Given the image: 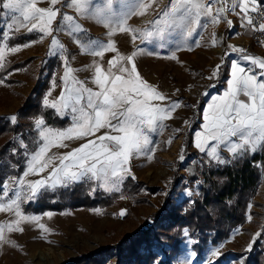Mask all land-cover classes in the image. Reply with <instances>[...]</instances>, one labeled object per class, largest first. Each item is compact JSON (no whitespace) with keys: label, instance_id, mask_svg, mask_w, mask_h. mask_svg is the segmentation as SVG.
I'll use <instances>...</instances> for the list:
<instances>
[{"label":"snow or ice","instance_id":"obj_1","mask_svg":"<svg viewBox=\"0 0 264 264\" xmlns=\"http://www.w3.org/2000/svg\"><path fill=\"white\" fill-rule=\"evenodd\" d=\"M39 3L48 6L39 7ZM258 4L259 0H167L161 7L160 0H0L3 10L0 18L9 16L5 21L6 30L0 34V67L5 66L6 53L19 50L10 46L13 31L26 29L29 33H40V39L51 37L48 54L62 61V89L54 100L46 93L42 106L60 116L71 115L72 119L71 125L63 129L48 126L42 117L34 120L38 139L34 141V150L26 154L23 174L6 178L0 184V212L13 211L17 217L0 223V242L19 247L6 232H20L22 222L39 221V217L24 214L21 204L36 200L46 190L88 180L97 182L98 188L106 192L119 191L126 176L132 175L130 160L135 156L153 158L156 148L149 147L154 145L150 134L163 129L164 122L181 107L179 101H172L138 72L135 58L143 54V49L137 47L130 55H121L111 39L101 41L88 36L77 17L102 25L109 30L107 37L117 32L130 33L133 41L139 38L141 43L156 42V46L163 47V42L173 33L187 39L199 28L215 26L222 20L232 27L233 20L227 18L228 13L238 16L242 27L264 32V17L257 26V17L252 15L258 12ZM63 7L74 11L76 16L63 12ZM150 10L155 16L150 21V30L135 29L128 24L133 16H144ZM61 31L75 37L81 54L101 59L106 52L117 54L107 61L106 70L96 61L84 69H74L64 45L53 35ZM212 42L216 43L214 33ZM195 43L199 46L198 41ZM228 48L239 55V60L231 62L227 89L222 95L212 97L203 111L201 130L194 137V147L218 164L231 163L257 150L264 151V59L248 54L243 47L228 45ZM88 69H93L89 82L95 90L75 75ZM219 70L220 65H216L208 78L217 77ZM6 119L16 124L19 117L13 114ZM172 139L166 143L171 144ZM68 140L85 142L66 153L50 154L52 148L68 147L64 143ZM222 149L230 153L231 159L222 156ZM179 159H184L183 150ZM41 173L47 175L41 176ZM30 175L40 178L27 180ZM45 215L51 216V213ZM125 215L126 210L122 209L119 216ZM251 219L249 215L248 220ZM39 228L48 231L42 223ZM185 235H188L186 230ZM259 235V232L254 235L253 242ZM220 254L219 249L211 252L212 257Z\"/></svg>","mask_w":264,"mask_h":264},{"label":"rangeland","instance_id":"obj_2","mask_svg":"<svg viewBox=\"0 0 264 264\" xmlns=\"http://www.w3.org/2000/svg\"><path fill=\"white\" fill-rule=\"evenodd\" d=\"M166 3L167 0H160L161 7ZM57 7H61V5H57ZM62 11L76 16L74 11L66 7H63ZM154 18V13L150 10L144 16L129 19L128 24L135 29L150 30V21ZM228 18L234 19L233 14L231 13ZM77 22L86 30L88 36L99 38L101 41L107 39L114 41L116 49L121 55H130L137 47L143 49V54L135 58L138 72L143 79L157 86L158 90L170 97L172 101H179L181 107L173 112L171 119L164 122L165 127L163 129L150 134L154 145L149 147L155 146L156 148L153 158L148 160L145 156H135L130 160L129 167L132 175H128L126 178L134 176L135 179H132L135 182L140 181L143 183L145 189H142L141 196L145 198V203L138 204L135 198L127 199L123 197L107 208L89 210L82 208L71 211L34 214L25 213L22 208L28 203H34L39 197L36 200L24 202L21 204L22 212L39 217V221L22 222L20 224L22 231L10 234L6 232L9 239L15 241L19 247H11L0 242V264H68L74 259L102 251L109 246H113L125 235L132 234L140 227H143L145 222H150L153 214L161 211L165 213L171 206L180 205L182 202L191 204L199 196L200 188L207 186L203 174L200 171L197 172L198 168H203V164L207 166L208 164L206 163H209V165H212L211 168L229 164H218L214 161H209L206 154L201 153L194 147V137L195 132L201 130L203 111L212 97L222 95L227 89L231 62L239 60V55L232 52L228 45L241 47L243 43L250 42L251 39L248 41L244 40L241 36L242 34L240 35V29V31H235V28L230 29L222 20L215 26L209 24L207 28H199L197 33L187 39L177 33H173L163 42V47H158L156 42L141 43L139 38L133 41L130 33L117 32L113 36L107 37L106 33L109 30L91 19L77 17ZM233 23H235V20ZM0 27L3 31L6 30V28L2 27L1 22ZM13 33L18 32L13 31L10 35ZM213 33L215 34V44L212 42ZM37 35L38 38L35 41L25 44L29 46H16L19 48L17 52L6 53L4 64L22 61L28 57H34V60L26 68L14 70L4 77V79L12 80L14 83H7L6 80H2L3 83H0V117L7 118L13 114L17 115V110L30 94L37 78L43 79L45 77L47 71H44L41 76L38 73L40 67L45 65L47 61L51 64L56 60L60 63V66L58 70H53L54 76L51 78V85L46 93H50L48 97L50 100H54L60 95L62 82L61 80L57 81V78H60L64 72L62 61L48 54L51 37L40 39L41 34ZM53 35L57 36L58 40L64 45L68 54L69 64L74 69H84L85 66L96 61L106 70L108 67L107 61L117 54L116 52H106L102 59L88 54H81L80 48L74 42L75 37H71L63 31L53 33ZM196 41L199 42V46L195 43ZM254 50L248 51V54H251L250 52H254ZM255 51L258 53L264 52V50ZM240 62L242 65L245 64L243 61ZM216 65H220L218 76L209 79L208 77L211 76ZM92 74L93 69L81 70L75 73L78 79L86 82L87 87H92L95 90V86L89 82ZM53 81H55V86H53ZM163 103H168V101ZM60 117L67 118L70 121V124L64 128L71 125V115ZM186 121L188 122L187 124L185 123ZM176 129H180V131L177 132ZM34 131L37 133L38 138V130L34 128ZM103 131L107 130H102L97 135L102 134ZM170 137H173V139L171 144H168L166 142ZM93 138L87 137L86 139ZM84 142L85 140L65 141L64 143L68 147L52 148L50 154L66 153ZM17 143L21 147H23L22 144L24 145L18 137ZM182 150L184 159L180 160L179 157ZM256 152L259 153L260 150ZM221 154L223 157L231 159L228 151L222 149ZM190 162L197 165V173H195L197 177L194 181L189 177L194 171V168L190 172L188 171L187 165ZM25 165L26 154L23 157V171ZM23 171L20 175L23 174ZM44 175H47V173H41V176ZM9 177L13 176H8L7 178ZM39 178V176L30 175L26 179L35 180ZM83 182H90L92 193L98 191L109 195L122 190L121 185L119 191L106 192L98 188L97 182L88 180H83ZM179 185L182 186L177 188ZM57 188L67 187H56L46 191L53 192ZM93 189L96 190L94 191ZM189 192L191 195H189ZM252 200L253 202L250 204L251 207L249 209L255 214L260 213L262 207L264 209V172ZM122 209L126 210L124 217L119 216ZM46 213H51V216L45 215ZM251 217V221L247 217L245 225L234 228L228 239L217 246H208L199 260L192 250V245L196 243L197 237L190 236L187 229H182L179 252L174 256L170 264H214L217 258L211 256V252L214 249H219L221 254L225 251L232 253L224 264H241L242 258L236 256V254L242 251L249 252V244H252L254 235L258 232L260 233L261 229V225L255 224L257 219L254 216ZM15 219L17 217H15L13 211L0 212V223L10 222ZM41 223L48 229L47 232L39 228ZM185 230L188 233L187 236L185 235ZM245 230L250 231L249 236L251 238L249 240ZM244 244L246 248H244ZM165 249L167 250L168 247H165ZM158 252L160 258L164 260L165 255L160 251ZM43 255L47 258L46 262L42 260ZM107 264H117L116 258H109Z\"/></svg>","mask_w":264,"mask_h":264},{"label":"trees","instance_id":"obj_3","mask_svg":"<svg viewBox=\"0 0 264 264\" xmlns=\"http://www.w3.org/2000/svg\"><path fill=\"white\" fill-rule=\"evenodd\" d=\"M3 30L0 27V34ZM10 46H21L35 41V33H13ZM34 57L14 63H6L0 69V80L19 69L29 66ZM60 63L54 60L40 67L38 75L44 71L43 79L39 77L30 94L24 99L17 110L19 117L16 124H11L6 118L0 117V184L8 176H18L23 171V157L36 147L37 133L34 131V120L42 117L48 126L64 128L70 124L67 118H62L51 108L42 106V98L50 88L53 70H58ZM7 83H14L6 80ZM195 127V126H194ZM17 137L24 143L21 147ZM203 164L200 171L207 183L201 187L199 196L191 203L182 202L171 206L165 213L158 212L151 216L150 222H145L135 232L125 235L113 246L72 260L68 264H107L109 258H116L117 264H170L179 252L182 229H187L190 236H196L197 241L192 245L199 260L208 246H217L228 239L232 230L247 223L249 215L256 218V225H261L260 235L251 244L249 252H240L241 264H264V209L255 214L249 209L261 176L264 172V151L248 153L242 158L232 161L226 166L211 168L212 165ZM188 171L192 181L197 175L195 163L190 162ZM196 175V176H195ZM187 177V176H186ZM182 185L177 186V188ZM145 186L142 182H135L131 177L125 178L122 190L118 193L104 194L91 192L90 182H78L67 188H57L53 192L44 191L34 203L23 206L25 213L62 212L75 209L107 208L121 197L135 198L136 203H145L141 195ZM138 196V197H136ZM247 239L251 238L250 231L245 230ZM245 245V244H244ZM165 247H168L166 250ZM246 248V245L245 247ZM165 255L161 259L159 252ZM232 254L225 251L220 254L214 264H224Z\"/></svg>","mask_w":264,"mask_h":264},{"label":"built area","instance_id":"obj_4","mask_svg":"<svg viewBox=\"0 0 264 264\" xmlns=\"http://www.w3.org/2000/svg\"><path fill=\"white\" fill-rule=\"evenodd\" d=\"M230 14L231 13L227 14V18H228V16H230ZM252 15L257 17L256 23H257V26H258V23L261 22L260 18L264 17V1H263V3L260 6H258V12L257 13H252ZM232 20L234 21V19H232ZM229 28L230 29H232V28L234 29L235 28V31L239 30V28H237L234 23H233V26L229 27ZM242 32H243V30L240 31V35L242 34ZM250 39H251L250 42L243 43V45L241 46L244 49H246L247 53H248V51H252V49L264 50V32H258V31H253L252 30V34H251V38Z\"/></svg>","mask_w":264,"mask_h":264},{"label":"crops","instance_id":"obj_5","mask_svg":"<svg viewBox=\"0 0 264 264\" xmlns=\"http://www.w3.org/2000/svg\"><path fill=\"white\" fill-rule=\"evenodd\" d=\"M263 1L264 0H259L258 6H260L263 3ZM94 2H100V0H94ZM38 6L39 7H47L48 5L46 3H39ZM0 11H3V10L0 9ZM233 16H234V20H235V23H234L235 26L237 28H239L240 30H243L242 35H241L243 37V39L246 40V41L250 40L251 34H252L251 28L242 27L241 26V21H240L239 17L236 16L235 14H233ZM139 17H141V16H133L132 18H139ZM143 19L145 20V18H143ZM8 20H9V16H7V15L4 16V17H2V18H0V22H1L2 27L6 28L5 27V21H8ZM16 32H18V33H24V32H27V30L26 29H20L19 31H16ZM34 33L39 34L38 32H34ZM250 53H251L250 55L259 56L262 59H264V52L263 53H258L256 51H254V52H250ZM257 71L259 72L260 70L257 69ZM59 80H60V78L58 77L57 78V81H59Z\"/></svg>","mask_w":264,"mask_h":264},{"label":"bare ground","instance_id":"obj_6","mask_svg":"<svg viewBox=\"0 0 264 264\" xmlns=\"http://www.w3.org/2000/svg\"><path fill=\"white\" fill-rule=\"evenodd\" d=\"M41 244H44V243H41ZM49 255H50V253H49ZM46 259H47V258L45 257V255H43V256H42V260H44V261L46 262ZM43 264H52V263H43Z\"/></svg>","mask_w":264,"mask_h":264}]
</instances>
